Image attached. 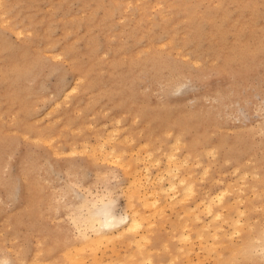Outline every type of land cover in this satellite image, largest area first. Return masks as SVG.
Listing matches in <instances>:
<instances>
[{
    "label": "rangeland",
    "instance_id": "obj_1",
    "mask_svg": "<svg viewBox=\"0 0 264 264\" xmlns=\"http://www.w3.org/2000/svg\"><path fill=\"white\" fill-rule=\"evenodd\" d=\"M1 1L0 264H264V0Z\"/></svg>",
    "mask_w": 264,
    "mask_h": 264
},
{
    "label": "bare ground",
    "instance_id": "obj_2",
    "mask_svg": "<svg viewBox=\"0 0 264 264\" xmlns=\"http://www.w3.org/2000/svg\"><path fill=\"white\" fill-rule=\"evenodd\" d=\"M2 3V1L0 0V4ZM19 31H21L19 29ZM22 32H20L21 34ZM19 34V35H20ZM3 42V40H2ZM0 42V51L3 47H7L8 43L7 42H4L2 43ZM28 43H22L19 46V52H18V55L15 57L14 60H11L12 62V68L10 69L12 71L13 74L15 73H18V74H15V75H19L23 69H25L27 66H28V61L30 59V57L34 58L36 55L35 53L31 50L30 48H28ZM11 76H9V81H13L12 77L10 78ZM80 78H82L80 76ZM69 125V124H68ZM150 143H153V142H150ZM56 152H58L56 150ZM135 167V166H134ZM135 169V168H134ZM149 169V168H147ZM138 178H136L137 180ZM150 179V178H149ZM139 181V180H138ZM137 181V182H138ZM182 181H184V179H182ZM135 183V182H134ZM135 185V184H134ZM133 185V186H134ZM165 186V185H163ZM136 187V186H134ZM164 188V187H163ZM174 188V184L171 183L170 184V189L172 190ZM190 189L192 188L191 186L189 187ZM134 192L135 193L134 195L135 196H138L140 197L141 195L138 193V190L136 191V188H134ZM188 189V188H186ZM193 189V188H192ZM168 191V189H167ZM183 191V190H182ZM185 195H186V190H185ZM144 194V193H143ZM143 198V197H142ZM157 198L154 200V203L157 202ZM178 200V199H176ZM141 201V204L143 205H146L147 207L150 206V202L148 200V198H146V196L144 197L143 200H140ZM205 201V200H204ZM207 201H208V204H207V208L209 210H212L213 209V200L211 198H207ZM89 203V202H88ZM96 203V202H95ZM90 204V203H89ZM87 205V204H86ZM97 205V204H96ZM94 206V204H93ZM158 207H161L159 205H155V208L156 210H159ZM82 208V206H81ZM86 208V206H85ZM163 208V207H162ZM88 211V215H86L87 217L85 218L83 216V219H85V221H87L86 224H90V226L93 227L94 231L96 232L97 234V240H104V239H108V238H111L112 234H114L115 232H117L121 237L125 238V240H133L135 239V233L138 231V229L144 224V220L147 219L148 216H145L143 215L142 212H140L139 209H136L132 215H127L126 217H120V216H117L112 208L106 204L105 202L100 206H96L92 209H87ZM90 210V211H89ZM155 210V209H154ZM208 210V211H209ZM72 211H75V210H72ZM193 216L198 219L199 218V214L196 213V212H192ZM82 216V215H81ZM72 217V216H71ZM82 218V217H81ZM79 220V219H77ZM76 220V221H77ZM82 220V219H81ZM80 220V221H81ZM149 220H146L147 222V225H146V229L148 228L149 226ZM83 223V222H82ZM81 223V224H82ZM80 224V223H79ZM85 224V225H86ZM125 224V225H124ZM124 225V226H123ZM144 229V228H143ZM140 230V229H139ZM81 232V231H80ZM85 232V231H84ZM83 233V232H82ZM81 233V234H82ZM84 235V233H83ZM86 235V233H85ZM87 237V236H86ZM139 237V236H138ZM89 239V238H87ZM91 239H94L93 236ZM95 240V239H94ZM97 240L96 243H100L98 242ZM143 240V239H142ZM93 241V240H92ZM141 241V240H140ZM88 242V241H87ZM142 242V241H141ZM188 250V249H187ZM78 256V255H77ZM65 260L66 261H70L71 264H79V262H77V259L74 261L70 259L69 256H65ZM73 261V263H72ZM76 261V262H75ZM62 264V263H60ZM65 264V263H64ZM114 264H125L124 262H119V263H114ZM135 264H139V263H135Z\"/></svg>",
    "mask_w": 264,
    "mask_h": 264
}]
</instances>
